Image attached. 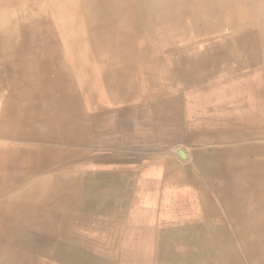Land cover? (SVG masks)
<instances>
[{"label": "bare ground", "instance_id": "bare-ground-1", "mask_svg": "<svg viewBox=\"0 0 264 264\" xmlns=\"http://www.w3.org/2000/svg\"><path fill=\"white\" fill-rule=\"evenodd\" d=\"M263 1L0 0V264H46L29 228L105 194L82 181L140 174L213 227L161 259L264 264Z\"/></svg>", "mask_w": 264, "mask_h": 264}, {"label": "crops", "instance_id": "crops-1", "mask_svg": "<svg viewBox=\"0 0 264 264\" xmlns=\"http://www.w3.org/2000/svg\"><path fill=\"white\" fill-rule=\"evenodd\" d=\"M230 40L222 42L231 43ZM144 176L140 174V177L131 180L106 177L86 182L85 186L82 181L83 187H100L101 193L105 194L99 196L98 192V195H89L87 190H84V200L74 203V206L70 205L72 201L67 204L62 202L71 198L68 195L59 198V203H50L46 208L49 214L40 219L38 217L37 224L29 228L33 238L38 240V248H48L53 252V255L44 256L43 262L170 264L168 258L161 259L165 247L162 238L164 234H177L188 227H204L206 234L212 231L211 219L203 211L187 215L181 213L176 219L168 220V200L162 192L174 185L156 179L155 194L151 196V190L148 188L149 184L151 186V179L147 178L146 174ZM140 180L142 182H139ZM66 205L71 208L65 209Z\"/></svg>", "mask_w": 264, "mask_h": 264}, {"label": "rangeland", "instance_id": "rangeland-1", "mask_svg": "<svg viewBox=\"0 0 264 264\" xmlns=\"http://www.w3.org/2000/svg\"><path fill=\"white\" fill-rule=\"evenodd\" d=\"M258 13H259V16L264 17V1L263 3L262 2L259 3Z\"/></svg>", "mask_w": 264, "mask_h": 264}]
</instances>
